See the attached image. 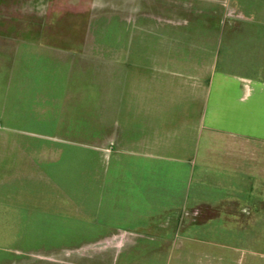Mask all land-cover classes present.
Instances as JSON below:
<instances>
[{
	"label": "crops",
	"instance_id": "crops-1",
	"mask_svg": "<svg viewBox=\"0 0 264 264\" xmlns=\"http://www.w3.org/2000/svg\"><path fill=\"white\" fill-rule=\"evenodd\" d=\"M1 10L0 264H264V0Z\"/></svg>",
	"mask_w": 264,
	"mask_h": 264
},
{
	"label": "rangeland",
	"instance_id": "rangeland-1",
	"mask_svg": "<svg viewBox=\"0 0 264 264\" xmlns=\"http://www.w3.org/2000/svg\"><path fill=\"white\" fill-rule=\"evenodd\" d=\"M24 19L25 12L23 10L0 11V38L2 40L0 41V83L8 84L10 80V72H12L10 69L14 67L16 62L15 59L10 57V54L13 53L11 51L19 50L21 43L9 42L8 38L23 35L24 27L17 24L23 23ZM8 22H11V25Z\"/></svg>",
	"mask_w": 264,
	"mask_h": 264
}]
</instances>
